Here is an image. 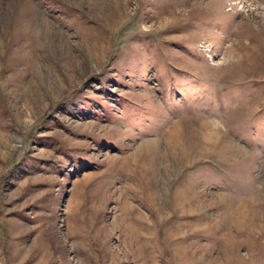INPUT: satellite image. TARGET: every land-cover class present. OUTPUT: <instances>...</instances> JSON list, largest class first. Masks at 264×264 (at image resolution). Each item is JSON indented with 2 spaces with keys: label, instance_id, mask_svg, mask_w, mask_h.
Instances as JSON below:
<instances>
[{
  "label": "rangeland",
  "instance_id": "obj_1",
  "mask_svg": "<svg viewBox=\"0 0 264 264\" xmlns=\"http://www.w3.org/2000/svg\"><path fill=\"white\" fill-rule=\"evenodd\" d=\"M0 264H264V0H0Z\"/></svg>",
  "mask_w": 264,
  "mask_h": 264
}]
</instances>
